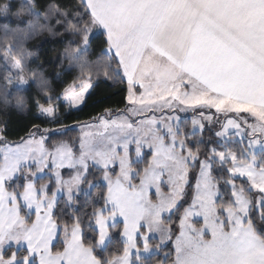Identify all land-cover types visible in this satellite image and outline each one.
Segmentation results:
<instances>
[{"label":"snow or ice","instance_id":"snow-or-ice-1","mask_svg":"<svg viewBox=\"0 0 264 264\" xmlns=\"http://www.w3.org/2000/svg\"><path fill=\"white\" fill-rule=\"evenodd\" d=\"M10 10L16 26L0 23L2 109L11 93L19 111L30 103L57 127L35 125L10 142L0 119V264H264V0H0L4 18ZM44 34L66 38L60 66L76 73L60 91L26 47ZM100 82L124 85L125 107L65 123L61 101L79 110ZM205 122H219V144L201 143ZM73 127L77 144L49 145L50 133ZM93 166L99 176L89 179ZM97 179L105 188L89 214L93 244L82 215L56 212L59 193L76 202L73 192ZM114 229L124 243L101 259L94 249ZM153 250L165 259L146 260Z\"/></svg>","mask_w":264,"mask_h":264},{"label":"trees","instance_id":"trees-1","mask_svg":"<svg viewBox=\"0 0 264 264\" xmlns=\"http://www.w3.org/2000/svg\"><path fill=\"white\" fill-rule=\"evenodd\" d=\"M13 8H15V4H13ZM10 27L16 26V21L11 20V10L7 18H4L2 14H0V23L9 22ZM104 35L103 31L97 30L93 33V39L98 41ZM65 37H52L48 34H44L41 36H37L35 38H31L26 42V47L35 53V56L38 57V60L34 57L33 66L37 63L46 70L45 76L49 79L53 80V84L58 91L62 90L64 87H67V84L72 81L76 73L71 69L67 68V62H65L64 67L60 66V62L62 59L63 46L65 43ZM63 72L60 77H56V72ZM35 89L32 85H29L28 95L29 97L34 95ZM23 95V93H21ZM127 91L126 87L122 84L113 85L111 82H100L98 83L93 90L87 96L83 106L79 110H69L67 105L61 101L60 111L63 113L64 122L67 124L74 125L76 121H89L93 116L99 115L105 109H123L127 104ZM8 99L11 103L8 105V110L3 111V100L0 98V119L6 121L3 127H5L7 139L10 142H18L25 138L29 131L33 129L35 125H39L41 128L50 127L56 128V124H48L44 117H37V113L32 105L28 104V109L25 111H19L16 106L15 99L13 95L10 93ZM185 132L189 133L188 143L190 146L195 147L196 138L190 133L189 129H184ZM79 130L76 128H72L70 132L65 133L63 136L57 133H50L48 137V143L51 145L53 140L65 139L74 145L78 143ZM211 138V139H209ZM201 143L207 148L211 144H219L220 141L215 136V132L212 130L206 129L203 132V137L201 138ZM231 143V142H230ZM235 147H240L239 141L237 140L234 144ZM264 152H260L261 154ZM150 155H146L148 159ZM214 174L217 176L226 175L225 170L222 167L214 168ZM99 172L95 169L89 172V179L92 176L98 177ZM47 178V177H42ZM49 178L52 177L49 175ZM239 183H245L243 179L238 181ZM101 189L100 196L97 197L94 195L96 189ZM105 188V184H98L94 187L92 192L87 195H81L75 198L76 202L68 203L64 198H60L58 200L57 212L56 214L64 220H70L72 217V213H76L77 215H82L83 220L85 222V237L86 240L91 241L93 244L97 241V236L95 235L96 227L94 224H89V214L92 210V205L100 206L103 203V189ZM222 191H226L225 186L221 185ZM52 192V188L49 193ZM255 195V194H253ZM90 201V203H89ZM173 219H176L174 216ZM112 236L107 246L104 249L96 248L94 249L96 255L103 259L106 253H112L116 250V246L122 245L124 242L121 239V231L114 229L111 232ZM63 241L58 237L56 246L59 248L62 246ZM164 251L174 254V243H169L164 246ZM155 257L158 260L165 259L163 252L158 254H154L149 258H145L148 261H151Z\"/></svg>","mask_w":264,"mask_h":264},{"label":"rangeland","instance_id":"rangeland-1","mask_svg":"<svg viewBox=\"0 0 264 264\" xmlns=\"http://www.w3.org/2000/svg\"><path fill=\"white\" fill-rule=\"evenodd\" d=\"M90 92H91V91H90ZM88 95H89V94H88ZM88 95H86L85 100H86V98H87ZM62 101H63V100H62ZM63 103L66 104V102H64V101H63ZM66 105H67V104H66ZM82 106H83V104L80 106V108H81ZM72 110H76V109H72ZM212 113L215 114V110H212ZM177 114L180 115L182 121H189V122L191 121V119H192V117H193V115H194L193 112H191V111H188V112H178ZM156 115H160V113H156ZM220 119H223V117H220ZM74 128H76V127H74ZM76 129H78V128H76ZM185 129H189L190 133L192 134L193 130L191 129V127H185ZM206 129H209V130H212L213 132H216L217 130H219V122H214V123H212V124H208L207 122H205V129H204V131H205ZM78 130H79V129H78ZM197 131H198V130H197ZM218 140H219V139H218ZM237 140H238V139H237ZM151 151H152L151 149H144L145 157H146V155H150V157H149L148 159L151 158ZM260 152H264V148L257 149V154L260 153ZM33 167H34V166H33ZM94 169H95V166L90 167L89 172H90V171L92 172ZM95 170H96V169H95ZM70 171H71V170H69V169H64V170L62 171V174L65 176V178L68 177ZM48 175L51 176V174H48ZM41 176L44 177L45 174H41ZM98 176H99V175H98ZM18 179H19V180H13V181H12V185H13V186H15L16 183H20L21 185L23 184V178H22V176L19 177ZM52 181H53V182L49 184L48 191H50L51 188H52V190H53L54 187H55V181H54V178H52ZM101 183H102V184H105L103 180H99V179H97V180L95 181V184L93 185V187H92L91 189H89V188L87 187L86 184H85V185H82V186L80 187L79 193L77 194V193L74 191V192H73V196L76 198V197H79V196H81V195H87V194H90V193L92 192V190L94 189V187H95L96 185H98V184H101ZM189 183H190V185H194V183H195V176H194V174H190ZM165 191H167V188H165ZM60 198H64V199H65V193H64V192L59 193V199H60ZM65 200H66V199H65ZM182 203H183V202H182ZM185 206H186V204H185ZM117 222L120 223V224H122V220H119V219H118ZM95 227H96V226H95ZM111 236H112V234H110V236H109L108 240L105 242V244H104L103 246L99 247L100 249H104V248L107 246L108 242H109L110 239H111ZM58 237H59V236H58ZM121 239H122V241L124 242V238L122 237V235H121ZM57 240H58V239H57ZM56 242H57V241H55V243H56ZM169 243H172V241H169L168 244H169ZM173 243H174V242H173ZM168 244H167V245H168ZM165 246H166V245H165ZM158 253H160V251L153 250L152 253L145 254V257H144V258H149L150 256H152V255H154V254H158Z\"/></svg>","mask_w":264,"mask_h":264},{"label":"crops","instance_id":"crops-1","mask_svg":"<svg viewBox=\"0 0 264 264\" xmlns=\"http://www.w3.org/2000/svg\"><path fill=\"white\" fill-rule=\"evenodd\" d=\"M97 30L103 31V32L105 33V29H103V27H102V26H101V27H99V28H97V29H96V31H97Z\"/></svg>","mask_w":264,"mask_h":264}]
</instances>
